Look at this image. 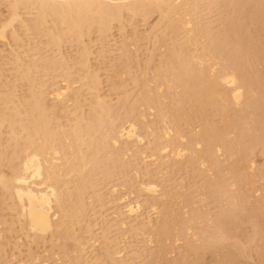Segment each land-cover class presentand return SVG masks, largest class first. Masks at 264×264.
<instances>
[{"label":"bare ground","instance_id":"obj_1","mask_svg":"<svg viewBox=\"0 0 264 264\" xmlns=\"http://www.w3.org/2000/svg\"><path fill=\"white\" fill-rule=\"evenodd\" d=\"M0 5V264L264 256V0Z\"/></svg>","mask_w":264,"mask_h":264},{"label":"rangeland","instance_id":"obj_2","mask_svg":"<svg viewBox=\"0 0 264 264\" xmlns=\"http://www.w3.org/2000/svg\"><path fill=\"white\" fill-rule=\"evenodd\" d=\"M0 7H1V8H0V13L3 14V15L0 14V20H1L2 18H5L6 15H8V14H7V9H6L5 5H4V6H3V5H0ZM5 9H6V10H5ZM5 11H6V12H5ZM4 12H5V13H4ZM4 16H5V17H4ZM1 17H2V18H1ZM2 20H3V19H2ZM1 22H2V21H0V24H1ZM0 29H1V27H0ZM0 43H1V44H0V48H1V46H2V48L5 46V47H4L5 49L8 48V47H7L8 45L6 46V43H7V42L0 41ZM2 48H1V49H2ZM4 48H3V49H4ZM3 49H2V51L5 50V49H4V50H3ZM6 51H7V50H6ZM6 51H5V52H6ZM253 154H254V155H255V154L258 155L259 153H258V152H254ZM253 154L251 155V157H252V158L254 157V158L251 159V157H250V159H251V161H254V163H252V162H251V163H252L253 166L256 167V169H255V167L253 168V170H254V174L257 172V173H256L257 175H256V174L254 175V180L256 181V184L258 183V184L256 185V189L263 190V189H264V188H263V185H264V181H263V179H264V178H262V177H264V174H263V172H264V159H263V157H262L261 155H258V156L255 155V156H254ZM260 158H261V159H260ZM262 159H263V160H262ZM261 164H263V166H260ZM259 166H260V168H259ZM262 167H263V168H262ZM261 168H262V169H261ZM257 169H258V170H260V169L263 170V171H260V172L262 173V175H260L261 173L258 172ZM259 173H260V174H259ZM258 176H261V177H259V178H260L262 181H261L259 178H257ZM255 178H256V179H255ZM258 181H259V182H258ZM260 181H261V182H260ZM186 182H187V184H188V180H186L185 183H186ZM262 184H263V185H262ZM261 185H262V187H261ZM260 187H261L262 189H261ZM260 190L258 191V193H260V192L263 193L264 190H263V191H260ZM255 193L257 194V192H254L252 199H253L254 197L257 196ZM200 203H201V204H199V206H201V205L203 204L202 202H200ZM205 203H206V202H204V204H205ZM204 204H203V205H204ZM249 205H250V203H248V204L246 205L247 209L249 208V209H248V212H250V208H251V205H250V207H249ZM196 206H197V205H196ZM247 219H248V220H247ZM251 220H252V218H251V216H249V214H248V215L245 217V219H244V221L242 222V224H241V231H240L239 233H235V235L232 234V235H231L232 238H230V241H229V242H232V241H235V240H239V241L241 240V242L244 243V242H247V241H250L251 239H253V228H252L253 226H252V222H251ZM250 224H251V226H249ZM243 228H244V229H243ZM241 232H242V233H241ZM250 232H251V233H250ZM236 235H237V236H236ZM246 235H247V237H246ZM234 238H235V239H234ZM236 238H237V239H236ZM246 238H247V240H246ZM232 239H234V240H232ZM242 239H243L244 241H243ZM255 241H256V243L254 242V243H255L254 245H256L257 242H260L258 239L255 240ZM254 247H255V246H254ZM255 248H257V246H256ZM257 250H258V249H257ZM256 253H258V251L256 252L255 249L253 250V248H252V249L249 250V252H248L247 255H244L245 257H244V256H241L242 259L240 258V261L242 262V264H260V263H261V264H264V256L260 258V257L258 256V254H256ZM248 255H249V256H248ZM246 256H247V257H246ZM257 256H258V257H257ZM245 258H246V259H245ZM259 258H260V259H259ZM243 259H244V260H243ZM252 259H253V260H252ZM255 261H256V262H255Z\"/></svg>","mask_w":264,"mask_h":264}]
</instances>
